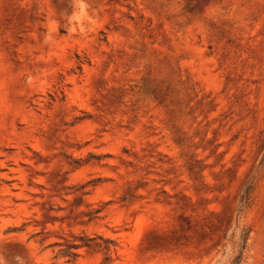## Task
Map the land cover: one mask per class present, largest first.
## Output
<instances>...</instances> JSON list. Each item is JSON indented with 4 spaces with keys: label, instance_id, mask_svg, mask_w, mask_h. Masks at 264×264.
Instances as JSON below:
<instances>
[{
    "label": "rangeland",
    "instance_id": "1",
    "mask_svg": "<svg viewBox=\"0 0 264 264\" xmlns=\"http://www.w3.org/2000/svg\"><path fill=\"white\" fill-rule=\"evenodd\" d=\"M0 264H264V0H0Z\"/></svg>",
    "mask_w": 264,
    "mask_h": 264
},
{
    "label": "trees",
    "instance_id": "2",
    "mask_svg": "<svg viewBox=\"0 0 264 264\" xmlns=\"http://www.w3.org/2000/svg\"><path fill=\"white\" fill-rule=\"evenodd\" d=\"M246 194L248 193V190H246V192H245Z\"/></svg>",
    "mask_w": 264,
    "mask_h": 264
}]
</instances>
